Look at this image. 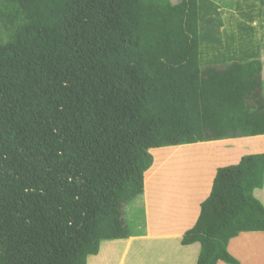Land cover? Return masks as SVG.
I'll return each instance as SVG.
<instances>
[{
  "label": "trees",
  "instance_id": "trees-1",
  "mask_svg": "<svg viewBox=\"0 0 264 264\" xmlns=\"http://www.w3.org/2000/svg\"><path fill=\"white\" fill-rule=\"evenodd\" d=\"M0 26V264H87L133 236L150 149L204 140L198 0H0ZM242 71L212 76L220 139L264 135ZM263 184L264 152L217 167L181 239L195 264H240L228 243L264 230Z\"/></svg>",
  "mask_w": 264,
  "mask_h": 264
},
{
  "label": "rangeland",
  "instance_id": "rangeland-1",
  "mask_svg": "<svg viewBox=\"0 0 264 264\" xmlns=\"http://www.w3.org/2000/svg\"><path fill=\"white\" fill-rule=\"evenodd\" d=\"M262 7L264 0H198L201 53L199 97L202 112L205 110V115L202 113L204 140L193 144L150 149L153 163L145 175L147 177L154 169L157 176H153L148 184H144L143 196L123 206L125 221L134 232L135 238L145 235L143 231L146 230L145 217L148 208L152 219L160 210L165 221H176L178 224L176 230L192 224V220L198 216L200 203L209 195L217 167L235 164L245 154L264 152V135L220 139L217 118L216 122L214 119L212 123L208 115V112L213 115L217 113L215 97L212 95L214 90L211 89L215 69L233 62L243 66L245 95L261 99L264 103L261 86L264 77V48L263 50L261 48V44H264V22L259 20L264 19V14L256 17L263 11ZM210 17L213 20L208 22ZM220 19L224 25L218 28L217 22ZM1 28L0 26V30ZM213 68L214 71L211 73ZM173 149L176 151H172ZM156 161L160 164L159 168H155L158 165ZM146 193L149 200L146 199ZM193 214L195 217L189 218ZM153 223L155 222L152 220ZM164 225L166 226L164 229H174L170 227V223ZM174 226L176 227L175 224ZM153 237L156 239L155 244L163 245L158 235ZM166 240L173 245L170 252L175 256L183 249L180 242L179 245L175 243L174 237ZM145 241L135 242L140 243V250ZM149 242L147 245L144 244L145 247L153 246L151 244L153 242L151 240ZM122 247L123 243L119 241L101 243L100 257L94 259L93 263L117 264ZM169 249L170 246L167 247V251ZM156 250V253L144 250L138 253L137 249L124 252L123 264H134L135 261L140 264H166L167 256L162 257L161 248ZM180 255L183 253L180 252Z\"/></svg>",
  "mask_w": 264,
  "mask_h": 264
},
{
  "label": "crops",
  "instance_id": "crops-1",
  "mask_svg": "<svg viewBox=\"0 0 264 264\" xmlns=\"http://www.w3.org/2000/svg\"><path fill=\"white\" fill-rule=\"evenodd\" d=\"M261 9L264 11V7H262ZM263 11L257 14L256 17L260 14H264ZM259 20L261 22H264V19H259ZM144 184H145V180H144ZM254 195L261 201V203L264 206V184L262 188H258L254 190ZM146 199L149 200L147 197V193H146ZM199 209H200V205H199ZM150 212L151 211L148 208L145 217L146 230L143 231L145 235L137 236L136 238L134 236H130L127 238H120L118 240L111 239L116 241L102 240L100 242V245L101 243L104 242L119 241L123 243V247L121 251L122 254L120 256V259L117 260V264L124 263V259H123L124 252L128 253V251L137 249L138 253H140L141 250H144L146 252L156 253L157 251L156 249L160 250V248H161L160 253H163L162 257L166 255L167 256L166 260L170 261L169 263L166 261V264H195L200 250L199 249L200 246L198 242L183 245L181 243V239L186 234L185 231L193 226L198 216L195 218V220H192V224L186 225L185 227L176 230V228H178V224L176 223V221H171V220L165 221L160 210L157 211L158 215L154 219H152ZM193 217H195L194 214L191 215L189 218L193 219ZM152 220L155 223L152 224ZM166 223H170L171 224L170 227L174 229H164L166 228V226L164 225ZM174 224L176 225V227L174 226ZM152 230H157V231L153 232ZM237 233H238L237 236H235L229 241L228 249L235 257L239 259L240 264H264V230H245V231L242 230L241 232L238 231ZM153 235H158L159 239H162V243H163L162 246L155 244L154 240L156 239H154ZM169 237H174L176 240L175 243L177 245L181 243L180 246L182 245L183 247V249H180L178 251V255L176 256L170 252V250L173 249V245L170 243V241L168 242V240H166V238ZM139 240L140 241L146 240L144 243L145 245L150 243L149 241L151 240L153 242L151 243L153 246L145 247V245L143 244L142 249L140 250L139 249L140 243H135L136 241ZM194 245L196 247V250H194ZM168 246H170V249L167 251ZM100 251L101 248L99 247V251L97 254L89 255L87 257V264H94L93 260L100 257V253H101ZM180 252H182L183 255H180ZM134 264H140V263L135 261ZM217 264H227V263L223 261H218Z\"/></svg>",
  "mask_w": 264,
  "mask_h": 264
}]
</instances>
